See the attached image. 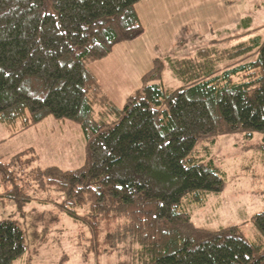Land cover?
<instances>
[{
    "label": "trees",
    "instance_id": "obj_1",
    "mask_svg": "<svg viewBox=\"0 0 264 264\" xmlns=\"http://www.w3.org/2000/svg\"><path fill=\"white\" fill-rule=\"evenodd\" d=\"M139 1L0 0V123L14 137L48 117L69 120L88 143L78 170L27 169L37 157H22L32 148L0 156V184L13 187L2 195L31 200L18 185L25 179L39 191L62 193L61 209L90 227L86 254L127 249L131 264H264L262 245L248 242L238 226L196 229L184 205L203 204L206 193L223 188L212 164L190 157L200 139L264 133V43L255 37L224 50L228 61L246 56L220 75L213 62L173 60L187 82L176 89L156 83L164 63L155 59L143 86L119 108L91 65L144 34ZM252 221L264 234V212ZM24 234L14 221L0 222V264L24 256Z\"/></svg>",
    "mask_w": 264,
    "mask_h": 264
},
{
    "label": "rangeland",
    "instance_id": "obj_2",
    "mask_svg": "<svg viewBox=\"0 0 264 264\" xmlns=\"http://www.w3.org/2000/svg\"><path fill=\"white\" fill-rule=\"evenodd\" d=\"M136 11L144 34L135 41L117 45L108 59L91 65L100 78L102 90L119 108L143 86L141 76L152 70L155 59L164 63L156 83L176 89L187 82L178 76L183 72L177 71L173 60L213 62L219 70L215 75H220L237 67L228 68L231 61L246 56L230 54L228 61L223 58L224 50L254 37H260L264 43V0H141ZM207 47L215 49L206 56L197 55ZM1 140L4 142L0 143V156L8 160L29 148L35 150L22 157L23 161L37 157L27 169L78 170L84 167L88 154V143L80 126L53 117L14 137L0 123ZM190 157L205 165L212 164L223 179L222 191L206 193L203 204L184 200L193 227L216 232L238 226L248 242L262 245L263 255L264 234L252 218L264 212V133L247 136L238 132L200 139ZM16 165L19 166L18 161ZM25 180L18 181V185L31 198L26 203L4 197V187L10 190L13 187L11 182L0 184V222L7 219L16 222L23 229L28 246L24 256L13 264H131L132 255L127 249L111 255L86 254L90 227L61 209L66 197L54 191H39L37 185L28 186ZM86 212L78 210L81 216Z\"/></svg>",
    "mask_w": 264,
    "mask_h": 264
},
{
    "label": "crops",
    "instance_id": "obj_3",
    "mask_svg": "<svg viewBox=\"0 0 264 264\" xmlns=\"http://www.w3.org/2000/svg\"><path fill=\"white\" fill-rule=\"evenodd\" d=\"M254 38H255V37H254ZM152 66H153V64H152ZM126 76H127V75H126ZM128 76H129V75H128ZM97 77H98V76H97ZM98 79L100 80V78H99V77H98ZM141 79H142V76H141ZM3 138H4V137H3ZM1 141H3V140H1ZM1 141H0V142H1Z\"/></svg>",
    "mask_w": 264,
    "mask_h": 264
}]
</instances>
